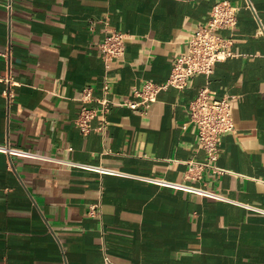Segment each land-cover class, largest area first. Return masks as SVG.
Returning a JSON list of instances; mask_svg holds the SVG:
<instances>
[{
  "label": "crops",
  "instance_id": "crops-1",
  "mask_svg": "<svg viewBox=\"0 0 264 264\" xmlns=\"http://www.w3.org/2000/svg\"><path fill=\"white\" fill-rule=\"evenodd\" d=\"M218 1L0 0V145L25 154L0 152V264H264V0H227L232 54L211 74L161 90L144 115L113 105L100 130V116L76 124L105 77L119 102L164 82ZM109 29L125 50L106 69ZM202 88L235 96L221 172L188 170L207 159L187 112Z\"/></svg>",
  "mask_w": 264,
  "mask_h": 264
},
{
  "label": "built area",
  "instance_id": "built-area-1",
  "mask_svg": "<svg viewBox=\"0 0 264 264\" xmlns=\"http://www.w3.org/2000/svg\"><path fill=\"white\" fill-rule=\"evenodd\" d=\"M250 6V4H248ZM237 7L227 0L216 2L209 12L207 20L203 24L196 25L189 39L186 42L185 49L182 53L172 58V68L168 78L161 83L152 81L144 82L140 87L131 90L133 100L127 102L114 101L108 97L109 84L105 77L102 84V96L96 99L95 108H82L80 116L76 120L77 126L83 133L88 132L91 128L88 120L94 116L102 118V126L95 128L100 130L105 125L103 117L113 105L126 106L130 109H137L140 114H146L149 107L156 100L157 94L167 87L177 89L185 88L190 80L197 75H209L213 72L214 65L231 56L229 50L230 40L221 35L220 31L232 29L236 22ZM98 48L101 58L106 69L110 68L112 61L120 58L125 50V34L109 29L103 40L99 42ZM81 100L91 99L90 89L85 88L81 92ZM3 95L6 101L10 103L14 94L11 89H5ZM235 96L216 97L213 92L207 88H202L197 95L188 104V122L196 128L198 146L207 154L205 162L193 163L189 171L209 167L216 172L222 170L215 167L222 134L232 131L233 120L232 102ZM0 152L6 154L25 155L24 152L0 145ZM52 159L63 165L74 167H87L77 162H71L62 159L41 157ZM92 211V212H91ZM94 206L90 207V213L93 214ZM103 264H111L108 256L103 257Z\"/></svg>",
  "mask_w": 264,
  "mask_h": 264
}]
</instances>
